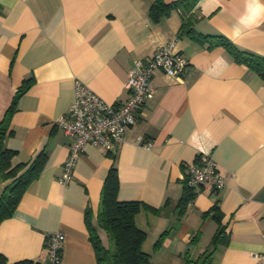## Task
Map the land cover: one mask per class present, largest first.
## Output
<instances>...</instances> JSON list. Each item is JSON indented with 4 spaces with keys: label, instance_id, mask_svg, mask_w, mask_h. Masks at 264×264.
I'll return each instance as SVG.
<instances>
[{
    "label": "crops",
    "instance_id": "crops-1",
    "mask_svg": "<svg viewBox=\"0 0 264 264\" xmlns=\"http://www.w3.org/2000/svg\"><path fill=\"white\" fill-rule=\"evenodd\" d=\"M151 5V0H0V122L18 89L31 80L15 102L5 146L17 152L13 164L45 156L37 180L0 223V254L7 264H45L46 236L56 231L64 236L60 264H96L84 213L90 210L95 222L112 165L119 201L161 209L135 216L152 264L195 263L218 226L225 242L211 264H264V80L222 46L208 48L205 38L224 36L237 49L264 57V0H197L157 23L149 17ZM249 16L253 23H240ZM184 22H190L192 35L180 31ZM173 40L189 62L188 73L174 80L155 71L154 96L126 128L124 142L113 153L86 145L72 179L62 184L72 138L55 121L68 112L75 81L105 102H123L133 61L148 60ZM205 154L217 164L224 186L199 187L180 214L186 170ZM4 185L0 180V194ZM98 235L107 244L102 230Z\"/></svg>",
    "mask_w": 264,
    "mask_h": 264
},
{
    "label": "trees",
    "instance_id": "trees-1",
    "mask_svg": "<svg viewBox=\"0 0 264 264\" xmlns=\"http://www.w3.org/2000/svg\"><path fill=\"white\" fill-rule=\"evenodd\" d=\"M151 2L149 17L152 22L157 23L168 16L173 9L180 6L188 10L197 0H177L171 3H166L165 0H151ZM182 13L183 15L185 14V12ZM190 17V14L187 15V19H190ZM189 23L184 22L180 27V31L187 35H192ZM205 38L209 40L208 48L222 46L236 62L244 64L264 80V57L237 49L224 36H205ZM30 84L31 80H28L18 89L11 106L0 122V180L5 182L0 194V223L13 215L22 196L30 185L37 180L45 164V156L42 153L38 154L29 163L13 164L12 160L17 155V152L5 146V139L9 135L8 127L15 102L21 94L27 91ZM117 192L118 178L116 168L112 165L103 183L95 222H92L90 210H86L84 213V221L89 241L94 250L96 264H152L150 254L142 250V245L146 240V233L136 226L135 216L142 209L149 210L155 214L160 213L161 209H155L137 201H119ZM193 197L192 190L184 183V193L177 204L180 214ZM211 210L215 212L216 208L212 207ZM213 216L219 222V213L215 212ZM99 230L106 234L107 244H104L100 239ZM223 231L218 226L210 246L196 259L194 264H211L212 254L218 245L225 242ZM166 234L167 231H164L159 236L154 244L155 249L161 246ZM187 263H190V261L185 259V264ZM0 264H7L6 259L1 254ZM17 264L31 263L24 261Z\"/></svg>",
    "mask_w": 264,
    "mask_h": 264
},
{
    "label": "built area",
    "instance_id": "built-area-1",
    "mask_svg": "<svg viewBox=\"0 0 264 264\" xmlns=\"http://www.w3.org/2000/svg\"><path fill=\"white\" fill-rule=\"evenodd\" d=\"M188 68V60L177 50L176 41L173 40L159 46L148 60L133 61L124 83L128 98L123 102H105L84 83L76 80L68 112L55 121L57 128L72 138L60 182L66 184L72 179L74 166L86 145L113 153L124 142L126 128L136 122L142 106L154 96L151 78L155 71L181 80L188 73ZM184 183L192 192L203 185L218 191L225 180L215 161L205 154L197 163L188 166ZM63 239V234L58 231L48 233L45 264H60Z\"/></svg>",
    "mask_w": 264,
    "mask_h": 264
},
{
    "label": "clouds",
    "instance_id": "clouds-1",
    "mask_svg": "<svg viewBox=\"0 0 264 264\" xmlns=\"http://www.w3.org/2000/svg\"><path fill=\"white\" fill-rule=\"evenodd\" d=\"M254 14H255V11L253 10V16H254ZM253 23L254 22V20H253V17L252 16H249V17H247V18H242L241 19V21H240V23L241 24H244V23ZM234 32H235V34L236 35H239V33H240V28H235L234 29Z\"/></svg>",
    "mask_w": 264,
    "mask_h": 264
},
{
    "label": "rangeland",
    "instance_id": "rangeland-1",
    "mask_svg": "<svg viewBox=\"0 0 264 264\" xmlns=\"http://www.w3.org/2000/svg\"><path fill=\"white\" fill-rule=\"evenodd\" d=\"M185 264V263H184ZM187 264H194V263H187ZM200 264V263H199Z\"/></svg>",
    "mask_w": 264,
    "mask_h": 264
}]
</instances>
